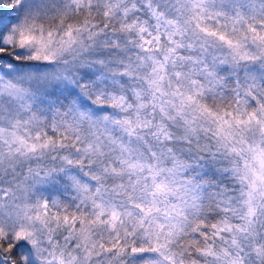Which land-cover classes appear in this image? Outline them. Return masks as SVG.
Here are the masks:
<instances>
[{"label":"snow or ice","instance_id":"obj_1","mask_svg":"<svg viewBox=\"0 0 264 264\" xmlns=\"http://www.w3.org/2000/svg\"><path fill=\"white\" fill-rule=\"evenodd\" d=\"M0 264H264V0H0Z\"/></svg>","mask_w":264,"mask_h":264}]
</instances>
